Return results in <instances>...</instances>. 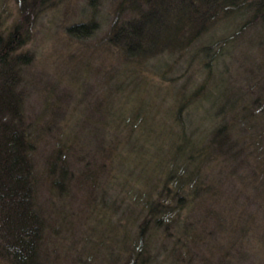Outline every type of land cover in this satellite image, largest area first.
<instances>
[{
  "label": "rangeland",
  "instance_id": "obj_1",
  "mask_svg": "<svg viewBox=\"0 0 264 264\" xmlns=\"http://www.w3.org/2000/svg\"><path fill=\"white\" fill-rule=\"evenodd\" d=\"M119 1L45 0L21 49L32 56L23 112L36 140L42 264H124L142 248L141 207L183 140L208 150L187 166L196 175L176 221H165V232L149 228L137 264H264V20L246 9L191 51L157 55L152 41L126 63L101 42ZM17 7L0 0V31L18 20ZM90 20L89 36L68 35L67 26ZM219 126L217 150L207 145ZM58 151L70 176L64 193L46 173Z\"/></svg>",
  "mask_w": 264,
  "mask_h": 264
},
{
  "label": "trees",
  "instance_id": "obj_2",
  "mask_svg": "<svg viewBox=\"0 0 264 264\" xmlns=\"http://www.w3.org/2000/svg\"><path fill=\"white\" fill-rule=\"evenodd\" d=\"M16 1L18 20L0 31V264H42L39 249L45 221L36 205L32 159L36 140L31 136L23 112L26 97L23 73L32 56L21 49L45 0ZM246 9L251 11L252 20H264V0H120L101 42L109 52L122 53L126 63L133 56L140 58L137 55L149 50L146 44L152 41L158 46L157 55L165 52L182 54L191 51L193 43L208 35L217 23L235 18ZM148 27L151 34L146 32ZM240 28L244 29V24ZM94 29V21L90 20L75 22L66 30L68 35L82 38L89 36ZM227 39L218 40V45L222 46ZM210 48L211 45L201 46L200 50L208 55L206 51ZM217 51L210 56H215ZM221 130L220 126L213 130L207 146L214 148V144H222ZM185 143V140L174 143L168 163L169 174L160 185L157 196L147 199L141 207L143 215H140L137 237L142 248L149 228L163 227L165 232V221L172 218L176 221L179 210L184 207L182 192L187 188V181L196 175L191 169L186 170L187 166L190 164L193 168L201 163L208 150H198V145L184 147ZM63 156L58 151L46 159L47 177L59 193H64L66 180L70 177ZM180 157L182 161H179ZM171 179L173 187L169 186ZM142 248L137 252L129 250L124 264H137L142 259Z\"/></svg>",
  "mask_w": 264,
  "mask_h": 264
}]
</instances>
